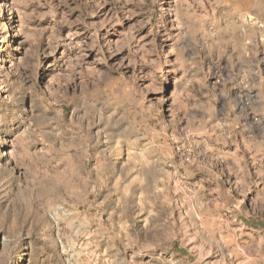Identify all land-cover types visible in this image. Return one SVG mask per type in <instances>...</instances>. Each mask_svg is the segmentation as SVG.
Wrapping results in <instances>:
<instances>
[{
	"label": "rangeland",
	"instance_id": "1",
	"mask_svg": "<svg viewBox=\"0 0 264 264\" xmlns=\"http://www.w3.org/2000/svg\"><path fill=\"white\" fill-rule=\"evenodd\" d=\"M0 264H264V0H0Z\"/></svg>",
	"mask_w": 264,
	"mask_h": 264
}]
</instances>
